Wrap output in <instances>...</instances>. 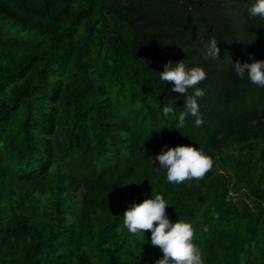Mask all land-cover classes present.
I'll use <instances>...</instances> for the list:
<instances>
[{"label": "trees", "instance_id": "16d2710c", "mask_svg": "<svg viewBox=\"0 0 264 264\" xmlns=\"http://www.w3.org/2000/svg\"><path fill=\"white\" fill-rule=\"evenodd\" d=\"M254 2L0 0V264H155L151 232L123 226L154 194L204 264H264V87L234 70L264 60ZM169 60L207 73L200 127L177 128ZM180 145L213 158L200 181L153 164Z\"/></svg>", "mask_w": 264, "mask_h": 264}, {"label": "clouds", "instance_id": "9594fccd", "mask_svg": "<svg viewBox=\"0 0 264 264\" xmlns=\"http://www.w3.org/2000/svg\"><path fill=\"white\" fill-rule=\"evenodd\" d=\"M247 11L252 17L264 18V0H255ZM217 45L216 38L211 37L206 45V59H219L220 49ZM163 67L164 70L159 73L160 80L172 83V91L184 97L185 110L179 114L177 128L184 126L189 115L196 117V127L202 126L203 117L200 115L198 100L205 93L197 85L207 78L206 71L202 67L188 68L183 60L175 64L169 60ZM234 70L238 77L244 78L247 73L251 83L264 87V60L236 62ZM189 89H194V93L189 94ZM162 111L168 116L173 112V107L164 106ZM165 147L167 150L162 149L152 162H158L159 168L166 169L168 183L181 184L192 180L198 182L213 168V158L197 147ZM168 206L161 194H154L139 204L133 203L123 213V226L131 234L151 232V245L158 247L163 253L155 264H204L202 251L194 243L195 228L190 222L183 220L171 222L167 214Z\"/></svg>", "mask_w": 264, "mask_h": 264}]
</instances>
